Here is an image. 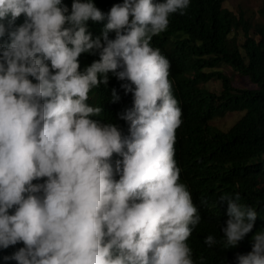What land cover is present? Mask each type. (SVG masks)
Here are the masks:
<instances>
[{
  "label": "clouds",
  "instance_id": "clouds-1",
  "mask_svg": "<svg viewBox=\"0 0 264 264\" xmlns=\"http://www.w3.org/2000/svg\"><path fill=\"white\" fill-rule=\"evenodd\" d=\"M189 4L123 0L105 14L92 0H73L70 12L62 0H0V249L24 245L5 261L194 264L187 240L201 216L174 159L181 109L170 63L150 44ZM90 20H106L100 35L88 31ZM82 53L100 58L80 71ZM109 73L133 95L120 114L128 135L94 119L103 109L87 103ZM119 99L113 89L112 102ZM240 199L219 197L227 249L253 233L258 217ZM235 260L264 264V231Z\"/></svg>",
  "mask_w": 264,
  "mask_h": 264
},
{
  "label": "trees",
  "instance_id": "trees-1",
  "mask_svg": "<svg viewBox=\"0 0 264 264\" xmlns=\"http://www.w3.org/2000/svg\"><path fill=\"white\" fill-rule=\"evenodd\" d=\"M223 1L190 0L185 14H171L167 30L153 36L150 42L170 63L168 79L181 109L182 123L175 131L174 159L180 169L178 182L186 185L201 216L187 240L194 264H236L238 253L251 251L252 234L264 231V0L258 8L263 22L254 25L241 9L234 12L223 7ZM92 2L107 14L123 0ZM62 3L70 12L73 0ZM24 20L21 14L16 26ZM105 23L106 20H90L88 31L93 37L98 36ZM109 38L114 39L115 32H110ZM99 58L98 54L82 53L78 58L80 71ZM221 65L229 66L254 86L235 85L218 69ZM108 76L107 85L100 84L90 90L87 103L103 109L94 119L116 124L122 135H128L129 125L120 114L132 107L133 95L125 94L121 87L126 81H119L112 73ZM29 79L35 83L34 78ZM209 80L220 81L219 92L200 86ZM113 89L120 96L117 102L111 100ZM237 110L243 114L227 130L209 123L215 117ZM117 159L121 157L114 153L113 166ZM44 179L33 183H43ZM235 193L240 194L241 204L257 211L258 217L253 233L238 246L227 249L221 231L228 219L227 204L219 205L218 201L221 195L234 197ZM202 200L206 203L202 204ZM13 211L10 209L9 213ZM208 235L217 240L211 247L204 242ZM23 246L21 242L0 249V264H17L3 257Z\"/></svg>",
  "mask_w": 264,
  "mask_h": 264
},
{
  "label": "rangeland",
  "instance_id": "rangeland-1",
  "mask_svg": "<svg viewBox=\"0 0 264 264\" xmlns=\"http://www.w3.org/2000/svg\"><path fill=\"white\" fill-rule=\"evenodd\" d=\"M260 5L261 0H224L222 3L223 7L234 12H237L239 9H241L245 13V15L250 18L253 25L254 23L263 22L262 18L258 14V8L260 7ZM237 36L239 40H241V35L238 34ZM218 69L229 76L231 82L237 86H254L246 77L240 76L227 65H221ZM200 86L213 92H219V90L221 89L219 80H209L205 83H201ZM242 114V110L232 111L227 113L223 117L213 118L209 123L224 131L227 130L239 117H241Z\"/></svg>",
  "mask_w": 264,
  "mask_h": 264
}]
</instances>
